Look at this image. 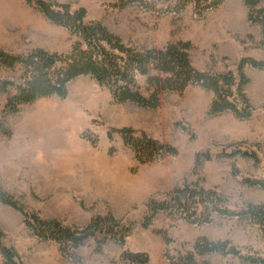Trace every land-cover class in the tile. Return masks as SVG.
I'll return each mask as SVG.
<instances>
[{
    "label": "rangeland",
    "instance_id": "rangeland-1",
    "mask_svg": "<svg viewBox=\"0 0 264 264\" xmlns=\"http://www.w3.org/2000/svg\"><path fill=\"white\" fill-rule=\"evenodd\" d=\"M49 1L68 4L71 11L84 8L85 21L101 22L129 46L159 48L189 42L190 60L198 70L236 74L243 57L264 59L261 28L248 19L244 0H225L202 15L193 3L179 9L181 0ZM259 7L264 8V0ZM75 40L34 3L0 0L3 50L15 55L35 49L61 54ZM22 72L19 64L13 68L0 64V81L20 83ZM243 72L249 79L244 92L252 107L245 120L230 111L210 114L213 94L198 85L165 92L160 105L149 109L115 102L107 87L88 75L78 76L68 82L65 97L22 103L15 113L4 108L15 92L8 87L0 92V122L9 132L0 131V185L29 211L64 226L83 227L108 212L131 224L123 245L111 240L100 244L98 235L89 238L74 251L80 264H132L122 257L124 251L146 253L148 264H172L192 252L199 237L227 240L243 255L264 257V238L257 225L220 214L211 206L210 213L202 214L197 202L195 220L159 211L148 226L143 225L151 201H168L171 192L185 184L214 190L216 208L236 211L245 203L264 205V187L243 182L246 177L264 179V72L250 66ZM139 84L146 93L144 77ZM46 110L51 113L42 114ZM54 111L60 116L57 123L51 122ZM122 127L171 145L177 153L142 161L119 134L107 136L110 129ZM234 150L255 152L259 161L231 155ZM0 228L2 242L16 244L22 264H76L61 254L56 243L34 236L22 214L2 203ZM42 254L46 256L41 262ZM196 262L246 264L239 256L221 253L196 256Z\"/></svg>",
    "mask_w": 264,
    "mask_h": 264
},
{
    "label": "trees",
    "instance_id": "trees-1",
    "mask_svg": "<svg viewBox=\"0 0 264 264\" xmlns=\"http://www.w3.org/2000/svg\"><path fill=\"white\" fill-rule=\"evenodd\" d=\"M35 6L53 23L65 27L76 37L70 50L66 53H50L35 49L26 55H15L0 47V64L7 68L21 65L23 72L21 82L15 84L9 80L0 81V92L13 87L15 92L6 99L5 110L15 113L22 103H30L41 97H65L67 84L78 76H90L98 84L107 87L115 102H130L138 106L156 109L160 97L168 91L183 92L190 85H198L213 94L209 113L217 115L230 111L238 119H249L252 107L244 92L249 79L244 74L245 66L264 72V59L243 57L237 66V73L231 70L223 73H212L209 70L196 69L190 60L189 42L169 43L163 47H133L99 21H85L86 10L79 8L71 11L68 4L55 3L49 0H26ZM166 2L168 0H160ZM225 0H181L179 9L187 3H193L198 15L219 6ZM262 0H244L248 7V19L261 28L259 46L264 50V8L259 7ZM144 77L146 93L139 84ZM0 131L9 133L0 122ZM113 133L119 134L124 142L130 145L140 160L164 155H175L177 149L155 140L145 133L135 135L130 127L112 128L107 132L109 138ZM242 154L251 157L255 162L259 158L255 152L234 150L231 155ZM199 157V155H197ZM238 170H235L237 173ZM248 186L264 187V179L243 178ZM218 194L211 189L197 185L185 184L174 189L168 201H151L143 225L148 226L159 211L178 212L187 219H197L198 204L202 205V214L210 213L211 208L227 216L249 219L257 225L264 238V205L245 203L236 211L216 208ZM198 204H197V203ZM0 203L7 205L22 214L25 226L42 241H51L58 245L62 255L76 262L74 251L84 245L89 238L99 236V243L108 240L123 245L125 237L131 231V224L119 221L108 212L90 219L83 227L64 226L56 219H44L39 213L29 211L17 198L6 192L0 185ZM197 204V205H196ZM206 221L207 218H206ZM3 231L0 228V256L3 264H22L13 246L2 242ZM211 253L239 256L246 264H264L260 255H243L229 241H211L199 237L193 245V251L185 256L172 260V264H197L196 256ZM122 257L132 264H148L146 253L124 251ZM78 262V261H77ZM76 264H80L79 262ZM207 264V263H206Z\"/></svg>",
    "mask_w": 264,
    "mask_h": 264
},
{
    "label": "crops",
    "instance_id": "crops-1",
    "mask_svg": "<svg viewBox=\"0 0 264 264\" xmlns=\"http://www.w3.org/2000/svg\"><path fill=\"white\" fill-rule=\"evenodd\" d=\"M4 243V245H6V246H13V247H15L16 249H17V246H16V244L15 243H10V242H3ZM17 252H18V254H21V253H19V251H18V249H17ZM46 255H41V262L43 261V259H44V257H45ZM53 257H55V255L53 256ZM22 258V257H21ZM22 260V259H21ZM24 262V261H23ZM0 264H3L2 263V258H1V256H0ZM25 264H27L26 262H25Z\"/></svg>",
    "mask_w": 264,
    "mask_h": 264
},
{
    "label": "bare ground",
    "instance_id": "bare-ground-1",
    "mask_svg": "<svg viewBox=\"0 0 264 264\" xmlns=\"http://www.w3.org/2000/svg\"><path fill=\"white\" fill-rule=\"evenodd\" d=\"M48 113H51V112H48V110H46L45 112H43L42 114H48ZM53 113V117L51 118V122L52 123H57V121H58V119L60 118V116H59V113H57V112H52ZM60 115H62V113L60 114ZM67 120V119H66Z\"/></svg>",
    "mask_w": 264,
    "mask_h": 264
}]
</instances>
